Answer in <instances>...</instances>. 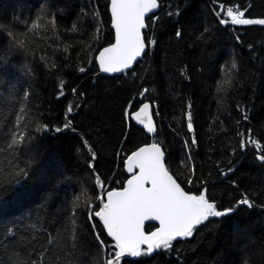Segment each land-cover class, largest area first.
I'll return each instance as SVG.
<instances>
[{"label":"trees","instance_id":"trees-1","mask_svg":"<svg viewBox=\"0 0 264 264\" xmlns=\"http://www.w3.org/2000/svg\"><path fill=\"white\" fill-rule=\"evenodd\" d=\"M110 1L0 0V261L105 264L114 242L88 205L122 189L125 160L151 143L131 119L150 102L179 183L234 211L120 264H264V25H232L226 13L264 19V0H160L145 31L155 43L114 77L96 60L115 39ZM18 131L24 141L8 148ZM245 196L251 207L237 205Z\"/></svg>","mask_w":264,"mask_h":264},{"label":"snow or ice","instance_id":"snow-or-ice-1","mask_svg":"<svg viewBox=\"0 0 264 264\" xmlns=\"http://www.w3.org/2000/svg\"><path fill=\"white\" fill-rule=\"evenodd\" d=\"M158 6V0H111L110 12L115 40L110 46L103 48L97 56L102 72H123L132 68L138 58L147 55L155 41L146 37L143 30L149 26L146 17L148 21L155 23L158 17L155 15L149 17L148 14L154 13ZM226 13L232 25H264V19L244 18L242 11H234L230 7L226 9ZM220 22L229 21L222 18ZM41 27L38 21L33 22L29 31ZM176 35L179 37L181 32L177 31ZM16 43L23 46L24 41L16 40ZM236 68L237 64L233 61L232 69ZM84 70L80 69L81 72ZM71 110L69 108V111ZM24 111V108L20 109L21 113ZM133 118L149 133L156 131L148 104H143ZM188 119V128L191 129L190 115ZM17 120L22 122L23 117L18 116ZM67 126L66 124L65 127ZM24 139V131L15 132L7 147L14 149ZM92 159H95L94 153ZM259 159L264 162V155H260ZM126 167L131 174L127 186L122 190H108L105 196L98 197L103 201L99 210H95L90 203L88 205L89 219L99 218L107 235L114 242L105 264H120L121 258L126 256L141 257L151 255L158 250L171 249L176 240L192 237L195 229L210 218L225 217L234 211V207L218 208L203 193L193 195L186 192L166 167L165 153L159 144L153 143L133 152L127 158ZM21 173L27 175L23 168H14L11 174ZM237 205L251 207L252 202L245 196L237 202ZM76 207H79V204ZM147 221H157L159 227L146 232ZM8 236L14 237L15 231L9 229ZM97 239L101 244V250L107 251L108 246L104 245L99 236ZM43 255L44 252H41L40 257L42 258ZM0 264L4 262L0 261ZM29 264H43V260L33 259Z\"/></svg>","mask_w":264,"mask_h":264},{"label":"water","instance_id":"water-1","mask_svg":"<svg viewBox=\"0 0 264 264\" xmlns=\"http://www.w3.org/2000/svg\"><path fill=\"white\" fill-rule=\"evenodd\" d=\"M111 2V1H110ZM158 4H159V6H158V9L157 10H155V12L154 13H149L148 14V16L149 17H151L152 15H158L160 12H161V8H162V5H161V3H160V0H158ZM109 11H110V6H109ZM110 14H111V12H110ZM112 19V18H111ZM148 21V18L146 17V22ZM111 26H112V21H111ZM112 29L114 30V28H113V26H112ZM147 29V28H146ZM146 29H144L143 31H144V34H145V31H146ZM115 33V32H114ZM115 40V39H114ZM114 43V42H113ZM110 46V45H109ZM108 47V46H107ZM149 51V50H148ZM148 53V52H147ZM99 54V53H98ZM98 56V55H97ZM145 56V55H144ZM144 56H142L141 58H138V60L136 61V62H134V64H133V66H132V68H130V69H127V70H125V71H123V72H120V73H104V72H102L101 70H100V67H99V63H98V60H97V64H98V67H99V70H100V72H99V76H109V77H114V76H120V75H123V74H125V73H127V72H129V71H131V70H133L134 68H135V66H136V64L144 57ZM146 104H148L149 105V112H150V114H151V116H152V119H153V123H154V126H155V128H156V131L155 132H153V133H149L148 131H147V129L143 126V125H141L140 123H138L133 117L135 116V113L137 112V111H139V109L143 106V104L140 106V108L138 109V110H136L134 113H132L131 114V119H132V121L135 123V125H137L139 128H141V129H143V130H145L146 131V133L148 134V136H150L151 137V143H149V144H146V145H144V146H142V147H145V146H150L151 144H153V143H156V144H159L157 141H156V136H157V133H158V130H157V126H156V121H155V118H154V106L152 105V103H150V102H145ZM144 103V104H145ZM160 146H161V148H162V150L164 151V149H163V147H162V145L161 144H159ZM141 148V147H140ZM139 148V149H140ZM139 149H137L136 151H138ZM135 152V151H134ZM164 153H165V164H166V167L169 169V167H168V165H167V154H166V152L164 151ZM126 161H127V159L125 160V171H126V173L129 175V178L128 179H130L131 178V174L127 171V167H126ZM169 172H170V174L173 176V178L174 179H176V177L173 175V173L170 171V169H169ZM177 180V179H176ZM177 182L179 183V181L177 180ZM180 184V183H179ZM181 185V184H180ZM127 186V181H126V183H125V186L124 187H126ZM181 187L183 188V186L181 185ZM184 189V188H183ZM119 190H122V189H119ZM185 190V189H184ZM186 191V190H185ZM187 192V191H186ZM105 194L106 193H104L103 192V195L105 196ZM99 219V218H98ZM101 223H102V226H103V222L102 221H100ZM151 224H153V225H155L156 227L153 229V230H155L156 228H158L159 227V224H158V222L157 221H147L146 223H145V231L146 232H148L147 231V226L148 225H151ZM103 228H104V226H103ZM105 230V232H106V229H104ZM152 230V231H153ZM106 234H107V232H106ZM108 236V235H107ZM109 237V236H108ZM109 239L111 240V237H109ZM179 240V239H178ZM112 241V240H111ZM123 258H133V257H128V256H126V257H123ZM122 259V258H121Z\"/></svg>","mask_w":264,"mask_h":264},{"label":"rangeland","instance_id":"rangeland-1","mask_svg":"<svg viewBox=\"0 0 264 264\" xmlns=\"http://www.w3.org/2000/svg\"><path fill=\"white\" fill-rule=\"evenodd\" d=\"M156 141H157V140H156ZM103 192H104V191H102V197L104 196V195H103Z\"/></svg>","mask_w":264,"mask_h":264},{"label":"bare ground","instance_id":"bare-ground-1","mask_svg":"<svg viewBox=\"0 0 264 264\" xmlns=\"http://www.w3.org/2000/svg\"><path fill=\"white\" fill-rule=\"evenodd\" d=\"M127 180H128V179H127ZM125 183H126V182H125ZM124 186H125V185H124ZM105 191H107V190H105ZM105 191H104V192H105Z\"/></svg>","mask_w":264,"mask_h":264}]
</instances>
